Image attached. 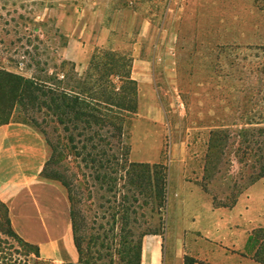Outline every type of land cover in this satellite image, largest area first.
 I'll return each mask as SVG.
<instances>
[{
  "label": "rangeland",
  "instance_id": "374dc122",
  "mask_svg": "<svg viewBox=\"0 0 264 264\" xmlns=\"http://www.w3.org/2000/svg\"><path fill=\"white\" fill-rule=\"evenodd\" d=\"M94 1L0 0V69L76 89L91 83L89 63L80 68L77 61L98 49L118 52L131 81L110 79L136 103L124 112L123 141L103 128L104 142L78 129L69 143L45 107L30 110L38 125L16 109L4 124L33 127L48 159L51 140L57 154L49 169L70 184L87 232L104 240L97 263L122 264L124 241L164 231L167 205H176L169 213L177 218L182 202L204 204L183 185L200 187L214 205H231L263 165L264 0ZM86 23L94 33L82 32ZM5 101L0 96L7 110ZM217 129L227 136L216 149ZM107 158L110 167L101 168L98 159ZM147 165L157 174L145 178ZM263 194L264 181L251 187L250 202L244 195L237 205H262Z\"/></svg>",
  "mask_w": 264,
  "mask_h": 264
},
{
  "label": "crops",
  "instance_id": "0c3cea01",
  "mask_svg": "<svg viewBox=\"0 0 264 264\" xmlns=\"http://www.w3.org/2000/svg\"><path fill=\"white\" fill-rule=\"evenodd\" d=\"M82 32L94 33L93 25L86 23ZM89 61L87 57L76 65L84 68ZM47 160L46 142L33 127L19 122L0 126V199L9 208L14 229L39 246L43 259L76 263L69 193L61 181L43 175ZM263 181L264 176L250 184L235 205H214L200 187L183 185L184 192L202 194L204 204L182 202L177 218L169 213L176 205H167L164 231L142 239L140 264H185L186 256L194 264H264L254 257L261 246L260 254L264 252L263 239L250 241L264 229V194L262 205H237L244 195L250 202L251 187Z\"/></svg>",
  "mask_w": 264,
  "mask_h": 264
},
{
  "label": "trees",
  "instance_id": "16d2710c",
  "mask_svg": "<svg viewBox=\"0 0 264 264\" xmlns=\"http://www.w3.org/2000/svg\"><path fill=\"white\" fill-rule=\"evenodd\" d=\"M101 50L95 51L89 62L87 77L91 78L90 86L83 82L79 86H74L78 90L65 86L62 88L61 86H58V88L54 87L53 85H56V83L53 81V77H48V79L27 78L15 72L0 69V96L6 100L5 103L8 106H5V108L9 107L7 110L0 108V126L4 124V120L6 121L11 116L10 111L12 110L13 112L14 109L18 110V113L22 114L26 120H31L35 125H38V121L31 117L33 114L30 110L35 106L39 109L45 107L46 116H52L59 125L63 126L69 143L74 141L73 132L78 131V129H80L78 136L89 132L85 139L93 141V139L98 138V141L104 142L107 139L101 133V130L106 128L109 138L118 140V145H120L124 136V112L135 111L136 103L134 98L124 95L120 88L116 87L112 79H110V77L116 75L123 80V83H130L131 81L128 72L124 73L122 71L121 73L120 71L122 64L120 63L119 53L105 50L100 52ZM126 62L128 63L129 61ZM126 62H123V65ZM99 64V73L97 75L89 72L90 68H97ZM42 130L47 136V131L45 129ZM226 136L224 130H216V149L223 145ZM46 139L52 149V153L46 161L42 173L45 177L61 181L68 190L73 240L79 255L77 264H98L97 262L101 258L100 252L106 247L104 240L100 241L99 235H90L87 232L86 223L80 213L70 184L57 170L49 169V164L55 159L57 149L49 138L46 137ZM98 144L93 145V148L96 149ZM110 145V147H116V144ZM82 147L83 149L85 148V146ZM92 160V162H95V158H92ZM98 161L101 164V168L110 167L111 165L109 158L104 161L98 159ZM134 165L131 164L130 168L134 167ZM143 171L145 172L143 175H147L145 178H149L150 172L157 174L158 168H152L147 165V167L144 166ZM262 176H264V163L256 177L251 181V184ZM236 201L237 199L231 205H235ZM261 239H263L262 244H264V229L257 230L250 237V241L255 243L261 242ZM131 243L132 241L126 240L122 248L117 249V253L122 255L119 258L122 264H140L142 242ZM261 247L255 251L254 257L264 261V258L260 256ZM194 263V258L185 257V264ZM0 264H57L51 260L43 259L40 255L39 246L24 240L16 232L12 225L9 208L1 199Z\"/></svg>",
  "mask_w": 264,
  "mask_h": 264
}]
</instances>
